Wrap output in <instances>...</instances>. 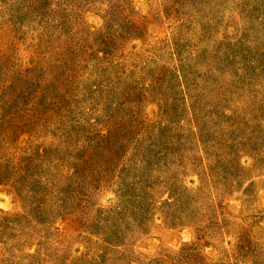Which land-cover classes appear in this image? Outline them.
Here are the masks:
<instances>
[{"label": "rangeland", "instance_id": "374dc122", "mask_svg": "<svg viewBox=\"0 0 264 264\" xmlns=\"http://www.w3.org/2000/svg\"><path fill=\"white\" fill-rule=\"evenodd\" d=\"M0 264H264V0H0Z\"/></svg>", "mask_w": 264, "mask_h": 264}]
</instances>
